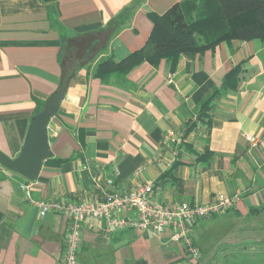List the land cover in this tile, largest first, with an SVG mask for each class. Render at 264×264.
<instances>
[{
  "label": "crops",
  "instance_id": "crops-1",
  "mask_svg": "<svg viewBox=\"0 0 264 264\" xmlns=\"http://www.w3.org/2000/svg\"><path fill=\"white\" fill-rule=\"evenodd\" d=\"M181 1L52 0L59 10L52 23L50 2L0 0V152L16 158L38 103L65 87L38 179L22 190L25 178L0 164V264H63L68 219L38 209L27 230L37 207L30 198L100 201L146 182L171 207L211 203L220 193L236 200L187 222L198 258L171 229L107 232L106 219L95 218L83 228L78 264H264V42L144 61L121 83L94 73L103 58L141 49L154 16ZM238 66L237 88L203 105ZM168 131L183 138L178 154L174 140L164 142Z\"/></svg>",
  "mask_w": 264,
  "mask_h": 264
},
{
  "label": "trees",
  "instance_id": "trees-1",
  "mask_svg": "<svg viewBox=\"0 0 264 264\" xmlns=\"http://www.w3.org/2000/svg\"><path fill=\"white\" fill-rule=\"evenodd\" d=\"M48 4L50 20L57 23L59 10L52 0ZM254 39L264 42V0H182L163 15L154 16L153 31L141 49L120 61L114 56L103 58L94 73L121 83L144 61L157 65L167 58L175 62L184 52H203L221 42ZM239 71V66L235 67L203 105L207 106L217 95L235 90ZM45 106L38 103L36 114Z\"/></svg>",
  "mask_w": 264,
  "mask_h": 264
},
{
  "label": "built area",
  "instance_id": "built-area-1",
  "mask_svg": "<svg viewBox=\"0 0 264 264\" xmlns=\"http://www.w3.org/2000/svg\"><path fill=\"white\" fill-rule=\"evenodd\" d=\"M172 82V78H170ZM252 146L259 143V138L248 133L245 134ZM174 140L175 154L183 143V138L173 131H168L164 136V142ZM33 181L25 178L20 184L22 190H28ZM31 203L38 207L41 217L48 213H59L68 219L65 247L63 252V264H78L82 231L91 219H106L105 229L113 232L117 229L129 227L136 229L152 228L157 233H163L167 229L173 231L172 239L182 243L192 257H199V250L195 247L192 237L188 235L187 222L194 219L208 218L218 215L230 208L235 196L220 193L216 199L207 204L180 203L171 207L154 199V184L146 182L137 186L127 194L117 192L105 193L103 199L95 201L87 198L81 201L58 202L53 200L35 201ZM118 210H128L132 216H120Z\"/></svg>",
  "mask_w": 264,
  "mask_h": 264
},
{
  "label": "water",
  "instance_id": "water-1",
  "mask_svg": "<svg viewBox=\"0 0 264 264\" xmlns=\"http://www.w3.org/2000/svg\"><path fill=\"white\" fill-rule=\"evenodd\" d=\"M44 1L50 2L51 0ZM64 94L65 87L62 86L48 101L45 108L33 117L20 154L16 158H11L0 152V164L30 181L38 179L44 161L52 155L49 145L48 123L58 111ZM37 213L38 207H35L26 223L27 230L32 228Z\"/></svg>",
  "mask_w": 264,
  "mask_h": 264
},
{
  "label": "rangeland",
  "instance_id": "rangeland-1",
  "mask_svg": "<svg viewBox=\"0 0 264 264\" xmlns=\"http://www.w3.org/2000/svg\"><path fill=\"white\" fill-rule=\"evenodd\" d=\"M195 14H196V12H194V15H195ZM221 256H222V255H221ZM221 256H220V257H221ZM220 257H218V259H219Z\"/></svg>",
  "mask_w": 264,
  "mask_h": 264
}]
</instances>
